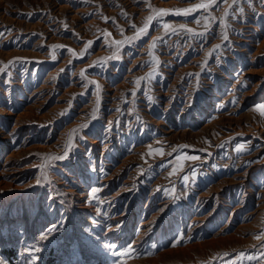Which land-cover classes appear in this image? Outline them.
<instances>
[{"label":"rangeland","instance_id":"rangeland-1","mask_svg":"<svg viewBox=\"0 0 264 264\" xmlns=\"http://www.w3.org/2000/svg\"><path fill=\"white\" fill-rule=\"evenodd\" d=\"M199 3L0 0L6 264H264V0Z\"/></svg>","mask_w":264,"mask_h":264},{"label":"snow or ice","instance_id":"snow-or-ice-1","mask_svg":"<svg viewBox=\"0 0 264 264\" xmlns=\"http://www.w3.org/2000/svg\"><path fill=\"white\" fill-rule=\"evenodd\" d=\"M217 3H218V0H201V3L197 4L195 6V8L175 9V10H171V11L174 14L187 15V14H189V13H191L193 11H197V10L207 11L210 7L214 6ZM154 11L156 12L157 15H165V14H168L169 10L160 9V10H154ZM153 18H154L153 16H149L147 18V21L145 22L144 27L140 28L138 30L137 38H139L140 35L147 33V29H148L149 23L152 21ZM205 26L207 27V25H205ZM186 31H191V29H186ZM223 38L225 40H227V36L226 35ZM258 110H260L261 114L264 115V105L258 106ZM66 155H67V152H65L64 156H53V157H50L49 159L60 160V159L66 158ZM182 159H192V160H194V159H196V157H185V158H182ZM38 183H39V181H38ZM92 191L94 193L97 190L93 189ZM49 231H51V229ZM181 239H183V238H181ZM257 239H259V237H257ZM108 247H115V246L114 245H109ZM34 251L38 252V251H40V249L39 248H35ZM33 259H35V257H33ZM0 264H6V261L3 258H0Z\"/></svg>","mask_w":264,"mask_h":264},{"label":"bare ground","instance_id":"bare-ground-1","mask_svg":"<svg viewBox=\"0 0 264 264\" xmlns=\"http://www.w3.org/2000/svg\"><path fill=\"white\" fill-rule=\"evenodd\" d=\"M172 60V59H171ZM171 62V61H170ZM53 90V89H52ZM43 91V90H42ZM46 98V97H45ZM170 103V102H169ZM147 108V107H146ZM133 180V179H132ZM112 187V186H111ZM110 201V200H109ZM166 202V201H165Z\"/></svg>","mask_w":264,"mask_h":264}]
</instances>
